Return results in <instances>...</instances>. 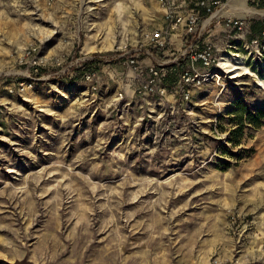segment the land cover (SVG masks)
Returning <instances> with one entry per match:
<instances>
[{"label":"rangeland","instance_id":"rangeland-1","mask_svg":"<svg viewBox=\"0 0 264 264\" xmlns=\"http://www.w3.org/2000/svg\"><path fill=\"white\" fill-rule=\"evenodd\" d=\"M221 12L253 32L264 0ZM163 19L161 0H0V264H264V125L247 120L264 60L188 102L140 95L118 47L149 48ZM30 45L68 66L18 92Z\"/></svg>","mask_w":264,"mask_h":264},{"label":"built area","instance_id":"built-area-1","mask_svg":"<svg viewBox=\"0 0 264 264\" xmlns=\"http://www.w3.org/2000/svg\"><path fill=\"white\" fill-rule=\"evenodd\" d=\"M228 1L185 0L188 4L182 9L183 5H179L176 0H161L165 9V24L146 33L145 38L150 47L136 44L128 48V43L125 47H118L123 52L120 56L124 64L136 76L143 77L135 91L140 95L159 98L171 92L180 97L181 101L188 102L193 97V90L203 87L208 81L233 79L232 76L237 72L223 65V55L234 54V57L248 64V68L263 61L264 22L259 33L253 34L250 22L245 18L221 12L224 2ZM181 26L184 28L181 47L173 49V35ZM211 29L222 34L224 41L220 45L213 44L205 36L208 33L210 37ZM239 47L244 49L243 54L235 51ZM67 59L65 55L51 57L41 54L35 45L26 47L19 62L27 65L28 79L19 83L18 92L24 91L28 82L31 84L43 79L42 74L49 67L68 66ZM78 70L82 71V78L89 84L88 89L92 93L99 90L101 76L98 69L86 70L80 64ZM173 76L174 81L170 84L169 79ZM9 91L13 92V87L9 86ZM124 97V91H120L117 98Z\"/></svg>","mask_w":264,"mask_h":264},{"label":"trees","instance_id":"trees-1","mask_svg":"<svg viewBox=\"0 0 264 264\" xmlns=\"http://www.w3.org/2000/svg\"><path fill=\"white\" fill-rule=\"evenodd\" d=\"M261 25L259 26H253V33H257L261 30ZM245 112H248L245 107H241V110L239 111V113L241 114V122H243V114ZM261 117H264V110H260L257 114H252V113H247V120H249L250 123L255 124V126L260 127L262 125H264V121L261 120ZM16 264H32L31 262L27 261V260H20L17 261Z\"/></svg>","mask_w":264,"mask_h":264},{"label":"bare ground","instance_id":"bare-ground-1","mask_svg":"<svg viewBox=\"0 0 264 264\" xmlns=\"http://www.w3.org/2000/svg\"><path fill=\"white\" fill-rule=\"evenodd\" d=\"M244 6H245L244 11H243L244 13H254V10L246 8L247 7L246 5H244ZM233 55H230V56L223 55V58H222L223 59V65L225 67H231L233 69L232 72H234V71L236 72V70L244 68V63H243L241 58L234 57ZM240 75L241 74H236V75H234L232 77L236 78V77H238Z\"/></svg>","mask_w":264,"mask_h":264},{"label":"crops","instance_id":"crops-1","mask_svg":"<svg viewBox=\"0 0 264 264\" xmlns=\"http://www.w3.org/2000/svg\"><path fill=\"white\" fill-rule=\"evenodd\" d=\"M165 24V19H163L162 21H160L159 23V27H163ZM157 27V28H159ZM210 31V36L213 35L214 32H216L217 30L215 29H211L209 30ZM183 33H184V28L183 26H181L176 32L175 34L173 35V49H179L181 47V44H182V36H183ZM259 32L257 33H253V34H258ZM147 61V60H146Z\"/></svg>","mask_w":264,"mask_h":264}]
</instances>
